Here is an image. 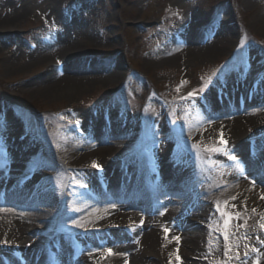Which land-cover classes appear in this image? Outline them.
<instances>
[{
  "label": "rangeland",
  "instance_id": "obj_1",
  "mask_svg": "<svg viewBox=\"0 0 264 264\" xmlns=\"http://www.w3.org/2000/svg\"><path fill=\"white\" fill-rule=\"evenodd\" d=\"M246 1L0 0V149H8L9 143L16 140L27 141L36 149L41 169L46 170V175L36 185L54 195L61 205L68 199L66 193L70 185L77 186L97 170L93 164L74 167L63 161L72 156V141L79 137L80 129L83 131L85 119H94L99 127L92 136L91 130L87 131L94 143L102 142L101 135L107 130L135 132L136 138L132 137L134 147L116 160L118 170L123 173L133 166L137 172L151 177L142 159H150L152 153L160 157L153 150L156 143L152 139L153 133L159 131L166 145L160 159H163L170 180L181 181L180 177L184 175L183 189L189 194L184 199L185 210L195 209V198L204 196V227L219 244L206 248L197 260L201 264H253L247 258L264 241V233L258 228L263 213L251 208L247 199L213 201V189L226 176L221 168L226 166L225 162L232 161L226 153L213 151L220 149V136L209 134L197 140L193 134H184L186 125L194 123L196 117L193 116L200 114L197 109L204 106L202 95L208 90L235 83L242 84L246 90L251 87V82H256L259 88L264 85V26L258 30L252 27L258 15L264 17V0L257 1L253 8L246 6ZM13 17L15 19H7ZM86 18L89 25H86ZM205 19L209 26H191L192 30L184 35L183 41L195 46L217 36L222 41L219 54L211 58L189 55L181 65L149 60L156 49L176 38L172 32L177 24L182 25L187 20L195 24ZM74 22L80 27L79 34ZM58 30L66 32L72 39L88 38L85 44L80 43L79 54L51 60L35 58L36 40L51 41V34ZM109 69L117 72L115 80L109 83L91 81L82 84L76 93L61 88L51 97H44L30 90L53 72L88 77L101 75ZM189 93L194 95L189 96ZM193 103L195 105L191 106ZM251 103H264V93ZM228 109V105H220L218 112ZM232 109L235 112L227 116L228 119L238 114L234 103ZM158 117L161 122L156 121ZM185 117L189 118L185 120ZM118 135L107 140L122 141L123 134ZM241 138L237 142L246 148L260 139L253 154L257 162H261L264 159V122L244 130ZM225 141L226 147L235 142ZM137 161L141 165H136ZM97 164L105 168L102 162ZM169 185L174 186L164 181L151 183L150 187L163 191V187L167 190ZM97 188L101 190L100 185ZM153 195L150 200L145 199L146 213L158 216L153 204L158 207L161 198L156 192ZM3 206L9 207V204L2 201L0 207ZM176 217L175 214L170 218L159 217V220L168 224ZM187 222L180 227L186 228ZM72 230L76 229L71 228L70 232ZM225 232L228 233L227 240ZM127 241L128 238L124 243ZM62 242L64 240L60 239ZM9 256L13 258L11 254ZM71 257H56L51 263L61 264ZM174 261L177 263L178 259ZM109 263L104 257L90 262Z\"/></svg>",
  "mask_w": 264,
  "mask_h": 264
},
{
  "label": "bare ground",
  "instance_id": "obj_2",
  "mask_svg": "<svg viewBox=\"0 0 264 264\" xmlns=\"http://www.w3.org/2000/svg\"><path fill=\"white\" fill-rule=\"evenodd\" d=\"M257 1L263 0H247L244 3L253 8L258 3ZM15 17L7 19L11 20ZM85 21L86 25H89L87 18ZM73 24L78 27L79 34V25L75 22ZM219 24L217 23V26ZM194 25L208 27L209 21L205 19L194 24L187 20L182 25L177 24L172 32L176 38H173V41L166 46L156 49L149 60L154 63L181 65L182 60L189 55L196 54L200 58H211L219 54L222 41L217 36L208 40L204 45L190 46L184 43V35L190 32L192 30L190 27ZM262 26H264V17L259 18L258 15L252 22V27L258 30ZM50 39L51 41L44 43L43 38L36 40L34 49L37 55L34 56L35 58L48 57L51 60L57 59L56 57L63 58L66 55L76 56L81 51L80 43L85 44L88 38L83 40L78 36L72 39L67 36L66 32L58 30L51 34ZM117 76V72L113 69L98 76L88 77L65 75L58 71L34 84L30 90L33 94H40L44 97H51L61 88H67L76 93L82 84L91 81L109 83ZM243 87L245 86L239 83L225 84L217 86L213 91L205 92L202 95L205 104L201 109H197L200 114L193 116L196 119L193 124L186 125L184 134H193L197 140H202L211 134L221 135L220 139L223 140L235 141L225 149V153L237 157L245 170L241 172L236 161L225 162L226 166L221 168L223 173H226L224 174L225 179L213 189L211 198L213 201L220 202L227 198L247 199L251 208L263 213L262 223H264V160L258 163L253 154L254 150L256 152L260 139L251 142V148H246V145L243 146L237 142L242 139L241 133L244 130L259 126L264 122V103L244 105L231 119L227 116L233 114L234 111L218 112L220 105H227L239 97L242 100L247 99V90ZM262 92L264 93V85L252 91L250 100L257 99ZM190 105L194 106L195 103ZM188 118L185 117V120ZM94 121V119H85L82 122L83 131L80 129L79 137L72 141V156L63 161L67 166L74 167L92 165L93 161L102 162L105 168H102L98 174L90 173L89 179H84L78 184L80 189L86 191L85 194L81 190H74L75 185H70L69 192L66 193L68 199L61 205L50 192L33 187L42 176L46 175V170L41 169V163L35 159L36 149H33L27 141L18 140L9 143L8 149L1 148L0 190L6 191L2 201L9 204V207H0V258L1 256L6 257L8 250H20L24 257L20 264H51L50 260L56 256L63 257L75 253L77 254L73 259L61 264H90L91 261L103 257L111 262L109 264H201L197 258L202 252L218 244L213 234L204 227V222H206V215L203 212L204 196L199 199L195 198L193 202V204L196 202L193 205L195 209L191 207L185 210L184 199L186 195L189 197V194L183 189L184 175H181V181L179 179L172 181L170 174L163 170L162 178L169 177L168 184H174V186L171 188L169 185L165 192H157L161 201L156 207V214L165 218L177 214L183 219L179 220L177 216L178 220L174 218L173 223L166 224L161 222L158 216L148 215L146 213L147 203H145V199L150 195L148 185L142 184L139 179L141 176L136 174L137 171L133 166H129L128 170L123 173L116 165V160L134 147L135 132L128 130L121 133L120 129L107 130L101 135L102 142L94 143L91 136L99 130ZM156 121L161 122L162 119L158 117ZM89 130H91V136L87 135ZM82 134L84 135L81 136ZM118 134H123L122 141L107 140L119 136ZM160 136L159 131H155L152 135L156 143L153 150L156 155L160 156L150 165L157 169L154 176L161 173L163 168V159L160 158L165 153L163 148L166 145ZM132 137H134L133 140ZM251 156L255 158H250ZM147 163V160L144 161L145 166ZM23 178L28 179V182L17 184L16 180ZM104 180L108 186L105 192L96 188L97 183ZM168 194L169 197H166ZM155 196L154 194L153 197ZM151 197L148 199L150 200ZM1 199L0 202H2ZM141 208L143 210L139 212L138 209ZM185 214L189 215L188 218ZM77 219L85 224V228L73 225L72 221ZM90 221L93 223L89 224ZM186 221H188L186 228L180 227ZM71 228L76 230L70 232ZM165 228L168 229L167 233H165ZM258 228L264 233V229L260 226ZM60 238L64 242L58 243ZM127 238L129 241L124 243ZM54 244L57 247H54ZM108 249L112 250V254H108ZM177 257L179 260L176 263L174 259ZM248 259L253 264L262 263L264 241L259 244L256 251L248 256ZM10 264L18 263L12 260Z\"/></svg>",
  "mask_w": 264,
  "mask_h": 264
},
{
  "label": "snow or ice",
  "instance_id": "obj_3",
  "mask_svg": "<svg viewBox=\"0 0 264 264\" xmlns=\"http://www.w3.org/2000/svg\"><path fill=\"white\" fill-rule=\"evenodd\" d=\"M192 95H194V93H189V96H192ZM221 144H224V143H226V141H223V139H221ZM193 147H196V145H193ZM222 149H219V148H216V149H213V151H221ZM229 159H231V160H233V161H236V163H237V167H238V169L241 171V172H243L244 170H245V167H244V165L240 162V161H238L237 160V157H235V156H229ZM93 167H95V168H99V165L95 162V161H93ZM114 207V206H113ZM217 207L219 208V205H217ZM76 211H79V209H75ZM72 223H73V225H75V226H77V227H80V228H85V224L84 223H82L80 220H73L72 221ZM227 223H228V221L226 220L225 221V224L227 225ZM260 228L261 229H264V223H261L260 225ZM86 230V229H85ZM168 232V229L167 228H165V233H167ZM224 238H225V240H227L228 239V233L227 232H225L224 233ZM178 239V238H177ZM4 243H8V241H4ZM107 252H108V254H112V250L111 249H108L107 250ZM237 257H238V253H237ZM177 259L179 260V257H177Z\"/></svg>",
  "mask_w": 264,
  "mask_h": 264
}]
</instances>
